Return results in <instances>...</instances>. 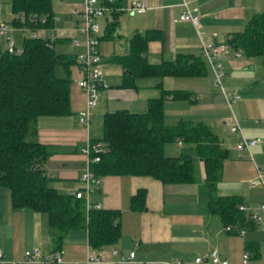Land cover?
I'll return each mask as SVG.
<instances>
[{
	"label": "crops",
	"instance_id": "obj_1",
	"mask_svg": "<svg viewBox=\"0 0 264 264\" xmlns=\"http://www.w3.org/2000/svg\"><path fill=\"white\" fill-rule=\"evenodd\" d=\"M131 1L108 2L104 16L98 21L104 85L99 87L100 99L90 108L91 115L96 113L95 107L101 117L106 111L121 108L145 111L148 99L159 96L162 90L190 92V98L170 95L164 98V120L169 124L180 119L203 122L219 136L228 156L215 193L241 197L239 208L241 204L244 206L243 222L224 224L218 214L208 211L203 163L193 154L195 182L189 185L165 186L159 179L144 174L97 175L99 182L93 185L88 199L99 207L118 209L120 223L118 239L100 248L90 245L86 226L71 228L56 243L47 214L14 207L9 189L0 185V249L7 258L20 259L26 249L34 246L43 252L59 248L64 264H74L87 253L95 252L101 255L102 261L91 264H106L107 260L116 258L112 249L118 248L123 254L134 250L141 259L179 258L184 264H193L194 257L207 255L216 248L230 264H243L244 252L249 253L248 264H264V210L259 221L250 217V212L264 202V182L249 183L257 175V166L264 165V54H222L219 60L225 73L217 84L212 65L202 51L203 42H225L229 34L243 30L254 15L264 14V0H189L190 5L199 8L198 30L190 21L179 18L184 8L182 0H144L146 9L141 13L127 9ZM84 5L85 0H52L53 23L41 28L45 38L55 40L57 51L74 59L84 50L82 43L71 41L72 38L83 40L76 26ZM17 14L10 0H0V19L11 25L10 37L22 48L23 38L28 36L23 26L29 25ZM143 43L141 54L149 62L170 60L185 53L203 59L205 72L127 79L126 74L131 70L122 57ZM4 49L6 38L0 35V52ZM62 69L59 74L55 68L56 73L65 75ZM82 75L78 61L69 65L71 113L41 115L35 121L34 138L52 148L43 163L49 183L65 193L83 187L81 175L86 156L80 148L88 138L97 137L92 134L91 115L88 126L78 119L79 112L86 108V94L77 84ZM125 81L129 84H123ZM143 88L150 91H142ZM233 91L239 92L240 97L228 103L227 95ZM231 113L238 119L245 137H259L260 141L238 148L240 133L230 132L225 123ZM187 150L191 152L178 141H168L164 146V152L169 155ZM138 189L144 190V196L137 201L142 206L135 208L131 197Z\"/></svg>",
	"mask_w": 264,
	"mask_h": 264
},
{
	"label": "trees",
	"instance_id": "obj_2",
	"mask_svg": "<svg viewBox=\"0 0 264 264\" xmlns=\"http://www.w3.org/2000/svg\"><path fill=\"white\" fill-rule=\"evenodd\" d=\"M10 3L13 11L44 16V20H26L24 24L36 28L53 23L52 0H10ZM232 35L233 45L241 47L247 55L264 54V14L254 15L243 30ZM54 42L28 35L23 38L21 53L7 49L0 52V185L9 189L14 207L47 214L56 243L71 228L86 226L90 245L100 248L120 236L119 210L86 207L83 198L53 187L43 167L52 148L34 138L38 116L71 113L69 65L78 60L57 51ZM143 47L144 43L133 47L122 57L131 70L126 74L127 79L205 72L203 59L198 56L182 53L174 59L149 62L141 54ZM58 64L65 69V75L56 73ZM167 95L190 98L192 94L162 90L159 96L148 99L145 111L121 108L103 114L101 136L91 137L105 141L107 146L100 160L92 164L95 174H144L159 179L165 186L189 185L195 182V154L204 167L208 211L218 214L224 224L243 222L245 213L239 208L241 197L215 193L228 156L227 148L203 122L180 119L173 124L166 123L163 102ZM168 141L182 142L191 152L166 154L164 146ZM143 196V189L132 195L133 207L142 206L137 201Z\"/></svg>",
	"mask_w": 264,
	"mask_h": 264
},
{
	"label": "built area",
	"instance_id": "obj_3",
	"mask_svg": "<svg viewBox=\"0 0 264 264\" xmlns=\"http://www.w3.org/2000/svg\"><path fill=\"white\" fill-rule=\"evenodd\" d=\"M113 1L114 0H85V5L81 11L80 20L76 26L77 31L82 34L83 40H78L76 38L71 39L74 44L82 43L84 45V50L76 55V59L78 60L83 72V75L77 79V84L86 94V108L79 112L78 119L80 123L85 126H88L89 124L91 115L90 108L95 106L100 99L99 87L100 85H104L102 56L99 49L100 35L98 21L104 16L105 11L108 8L107 3ZM181 4L184 8L179 18L190 21L198 30L200 26V12L198 6L190 5L189 0H182ZM127 9L141 13L146 9V4L144 0H132ZM17 16L22 21H38L40 19L44 20V16L37 12L25 13L23 11H19ZM41 28L42 27L34 28L31 26H23V29L28 31V35L32 37L44 38L45 35L41 31ZM11 31V25L8 22L0 19V35L6 38V49L9 52L19 54L21 53L22 48L18 47L14 40L10 37ZM232 39L233 35L229 34L225 42L202 43L203 55L212 65L214 70V81L217 84H220L221 77L225 73L221 67L219 57L222 54H227L229 52H233L238 56L244 53V50L241 47L233 45ZM239 97V92L233 91L227 95V102L231 103ZM225 123L228 126V130L230 132L240 133L237 143L238 148L248 147L253 141H260L259 137L250 139L241 133L239 121L233 113L225 118ZM80 149L81 152L86 156V166L81 175L84 185L81 189H77L72 193L76 197L83 198L86 202V207H99V204H91L88 199L89 193L93 189V185L99 182V178L95 174L92 164L100 160L101 153L107 150V146L103 140L88 138ZM263 175L264 165L257 166V175L251 179L249 183L251 185H256L257 183L264 182ZM240 209H244L242 204L240 205ZM263 210L264 202L250 212L251 219L254 221L261 220V211ZM243 232L244 230H241V233ZM112 253L116 255V258L107 260L106 264H184L179 258L174 260H147L137 258L134 250H130L128 253L123 254L118 248H113ZM249 258V253L244 252L242 259L243 264H248ZM100 261H102L100 254L89 252L84 259L76 261L74 264H91ZM64 262L65 261L62 257V252L59 248H54L50 251L43 252L39 247L34 246L26 249L22 258L20 259H9L0 249V264H64ZM193 264H230V262L227 258L222 257L216 248H213L207 255H198L194 257Z\"/></svg>",
	"mask_w": 264,
	"mask_h": 264
},
{
	"label": "rangeland",
	"instance_id": "obj_4",
	"mask_svg": "<svg viewBox=\"0 0 264 264\" xmlns=\"http://www.w3.org/2000/svg\"><path fill=\"white\" fill-rule=\"evenodd\" d=\"M20 45V44H19ZM58 48V47H57ZM56 69L58 70V72H60L59 74H62V71H63V69H62V66L60 65V64H58L57 66H56ZM142 91H150V89H141ZM99 105V104H98ZM180 108V107H179ZM179 108H177V109H179ZM97 109H98V107H95L94 108V110H95V112L96 113H94V114H92L91 116V121H92V134L94 135V136H97V137H100L101 136V134H102V117H101V113H99L98 111H97ZM181 109L182 110H185L186 108H184L183 106H181ZM187 110V109H186ZM174 122V121H173ZM172 122V123H173ZM176 148H179L178 146H175ZM237 176V175H236Z\"/></svg>",
	"mask_w": 264,
	"mask_h": 264
}]
</instances>
